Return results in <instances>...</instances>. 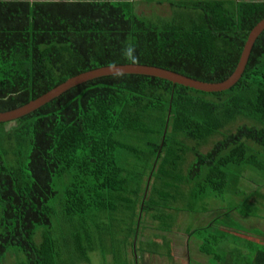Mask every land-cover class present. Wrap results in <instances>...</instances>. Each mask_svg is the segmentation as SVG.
I'll use <instances>...</instances> for the list:
<instances>
[{"label": "trees", "instance_id": "trees-1", "mask_svg": "<svg viewBox=\"0 0 264 264\" xmlns=\"http://www.w3.org/2000/svg\"><path fill=\"white\" fill-rule=\"evenodd\" d=\"M173 7L172 18L154 22L126 1H0V113L81 73L130 64L122 56L126 43L135 45L137 65L222 82L264 18V2ZM12 123L0 124V262L15 249L25 258L16 264H59L50 233L40 244L34 235L39 227H52L49 203L61 194L72 231L75 217L84 216L88 244L93 240L86 221L98 232L93 249L109 252L116 264H139L134 244L143 219L161 222L162 229H155L166 231L169 206L181 203L193 212L194 201L227 192L230 177L239 182L247 169L264 175V31L241 79L225 92L204 93L150 76H107ZM121 231L122 243L116 241ZM120 245L130 247V263L120 261ZM212 246L206 240L201 247L213 257L211 264H264V250L248 249L244 241L216 253Z\"/></svg>", "mask_w": 264, "mask_h": 264}, {"label": "rangeland", "instance_id": "rangeland-1", "mask_svg": "<svg viewBox=\"0 0 264 264\" xmlns=\"http://www.w3.org/2000/svg\"><path fill=\"white\" fill-rule=\"evenodd\" d=\"M145 14L149 15L150 12H145ZM162 14L164 15L165 13L163 12ZM158 19H164L165 21L168 20L167 18H159L157 14H153V16L149 18V20H152L154 22H156ZM241 123L242 122H239V124ZM11 125H13V123H9L8 127ZM230 129L234 130L235 126H231ZM216 139H218V137L213 139V141ZM210 146L211 145L202 148V151L206 152L210 148ZM194 185L195 184H193L192 186ZM53 187L54 189H56L58 193L62 192L63 187L60 185L57 179L54 180ZM184 189L186 190V188ZM62 197L63 195L59 194L57 195L56 198L50 200L49 204L51 205V207L54 209L55 212L52 218V227L49 229L47 227H39L34 235L35 243L40 244L43 241L44 233L49 232L51 237L57 243L56 246L60 253L59 264H116V260H114L109 255L110 254L109 252L106 251L104 252V254L102 252H99L98 251L99 246L93 249L94 244L98 245L97 243L98 232L92 229L91 226H93V224L91 223V221L88 220L86 221V223L91 228V230L88 231L89 233L88 235H91L90 239L93 240V245L91 243L90 244L87 243L85 230L83 227H81V222L82 220L84 221V216L80 217L82 219H80L79 217H75L76 224L74 225L75 227L72 231V229L69 227V224L66 223V220L64 219L65 216L63 214V208L61 204L63 199ZM177 205L184 206L181 203L180 204L177 203ZM177 205L169 206V207H171L172 209ZM193 205L197 206L196 209H200V207L206 205H208L207 208H209V206L211 208V205L217 206L218 208H221L220 209L221 212L219 213L224 215L221 217L218 216L220 214H218L217 211L211 212L212 216L215 217V215H217V217H219L218 221L219 224L222 225V227L219 225H217L216 228H212V229L211 227H209L204 231L200 230V232L202 233L189 236L191 238V242L189 244V251H188L190 264H199L198 261L202 263H206V257L200 255L198 256V252H197V246H198L197 241H199V239L204 238L205 236H208L207 237L208 241H210L213 245H215L212 246L214 253H216L215 251L222 249L223 247L233 248L234 246H239L243 243V241L246 244V247H248V249L264 250V175H262L261 173L247 169L245 173H243V177L240 179L239 182H236L233 177L229 178L227 192H224V194L221 197H217V198L207 197L202 202L194 201ZM197 213L201 214L198 211ZM188 214L190 213H186V219L188 221L187 224H189L188 229L191 230L193 229V226L195 225V221L197 220L195 218L193 219L192 215L190 216ZM225 214L227 215L225 216ZM199 216H207V215H199ZM144 220L145 219H143V224L146 225L147 223H149V221L147 222L148 219H146L145 222ZM153 225L156 228L158 227L157 229L159 228L162 229L161 222L159 221L154 222ZM152 230L154 231L155 229L153 228ZM140 231H142V228ZM74 232L78 233L80 236L82 247L85 248L84 257L87 260L82 258L83 255L75 244V239L72 236V233ZM153 233L157 235L159 232L158 233L153 232ZM116 234H117L116 241L122 243L121 241L126 237V231L116 232ZM145 234L141 235L142 236L141 239L144 238L149 240V236ZM108 238L106 239V244L110 246V241H108ZM101 239L102 238L100 237V240ZM134 242H136V239ZM154 244L157 245L156 243L153 242L151 245L144 246L143 250L148 249L153 254ZM120 246H121L119 247L120 261L124 262V259H126L130 263L132 260L131 259L132 255L128 251L130 247L128 246L127 250H125L124 245H120ZM122 246L123 249H121ZM134 246L137 247V255H138L137 261L139 264H182L183 263V260L181 263L179 258L180 257L183 258L184 251L182 253V251L177 252V250L173 249L172 252L171 248L168 245L166 246L157 245V247L155 248V253L157 256L146 253L143 255L141 250L142 248L140 247V243H138L137 245L134 244ZM90 249H93V252H91ZM162 250H164L165 253H169V255L173 253L175 255V258L172 260L167 259V257L164 256L163 253L160 254ZM18 260L24 261L25 260L24 255L15 249H10L9 252L6 254V257L0 262V264H16ZM186 261L187 260L184 261V264H186Z\"/></svg>", "mask_w": 264, "mask_h": 264}, {"label": "crops", "instance_id": "crops-1", "mask_svg": "<svg viewBox=\"0 0 264 264\" xmlns=\"http://www.w3.org/2000/svg\"><path fill=\"white\" fill-rule=\"evenodd\" d=\"M0 1H30V2H34V1H83V0H0ZM87 1H110V2H118V1H126V2H132L134 4V8L136 13L143 18H151V16H153V14H157V16L159 18H172L173 17V13L175 11H177V8L173 7V4H183V3H187V2H194V1H207V0H87ZM209 1V0H208ZM223 1H231V0H223ZM235 2H253V3H262L264 2V0H234ZM145 12H150L149 15H146ZM165 13L164 15L162 13ZM208 205L200 207V209H196L193 212L190 211H186L187 209L185 208V206H175L174 209H168L165 211L166 216H165V221H169V222H165L166 226L168 227V229L166 231H159L157 229H155L154 225H153V221L150 219V217H148L147 222L149 221V223H147L146 225L144 224V229L139 233L137 240L139 241V243H141V245H151L153 242L156 243L157 245H161V246H166L168 245L171 248V251L173 252L174 250H177V252L184 251V256L183 258L180 257L179 260L184 264V261H186V264H190L189 260V256H188V251H189V244L191 242V238L189 236H193L195 234H199L202 233L200 232V230L204 231L206 229H208L209 227L212 228H216L217 225L221 226V224H219L217 215L212 216L213 211H217L218 214H220L219 212H221V208H218L217 206H213L211 205V208L209 206V208H207ZM200 212L201 214L197 213ZM186 213H190L188 215H192V218L196 219L197 221H195V227L193 226V229L189 230V224H187V219H186ZM228 214V213H227ZM225 214V216L227 215ZM199 215H207V216H199ZM211 215V217H210ZM224 214H220L218 216H223ZM117 219H121L122 217L116 215L115 216ZM127 218V217H126ZM116 219V220H117ZM192 219V220H193ZM116 220L114 221V224L116 223ZM119 220H118V224H119ZM128 221L126 222H130L129 218H127ZM178 220V221H177ZM121 221V220H120ZM200 221V222H199ZM198 222V223H197ZM202 226V227H201ZM155 229L154 231L152 229ZM202 228V229H200ZM147 231V232H146ZM156 232L158 233L157 235H155ZM146 233V234H145ZM149 233V234H147ZM148 235L149 236V240L147 239H141V235ZM260 234V233H259ZM261 235V234H260ZM157 236V237H155ZM147 237V236H144ZM208 236H205L202 239H199V241H197V252H198V256H203L206 257V263H202L200 261L199 264H211V260H212V256L211 255H206L204 253L201 252V247L203 245L204 242H206ZM156 238V239H155ZM214 240V239H213ZM157 245L154 244V253L152 254V252L150 250H146V254H150V255H156L155 253V248L157 247ZM223 248H227V247H223ZM229 248V247H228ZM244 252V251H243ZM144 253V254H145ZM163 253L164 256L167 257V259H174L175 255L173 253H171L170 255L168 253H165L164 250H162L160 252V254ZM143 254V255H144ZM185 258V260H184ZM178 259V258H177ZM200 260V259H198Z\"/></svg>", "mask_w": 264, "mask_h": 264}, {"label": "water", "instance_id": "water-1", "mask_svg": "<svg viewBox=\"0 0 264 264\" xmlns=\"http://www.w3.org/2000/svg\"><path fill=\"white\" fill-rule=\"evenodd\" d=\"M264 31V18L259 21L255 27L250 31L247 40L244 44L239 62L234 70V72L228 77L226 80L219 83H207L199 80H195L179 73H175L166 69L147 66V65H115V66H107L101 67L98 69L90 70L84 73H81L77 76H74L64 83L58 85L52 90L48 91L44 95L39 98L29 102L28 104L19 107L17 109L2 112L0 113V124L1 123H12L49 103L51 100L59 97L66 91L70 90L73 87H76L85 82L101 78L107 76H114L113 73L119 72L122 75H142V76H150L159 78L162 80H166L173 84L181 85L184 87H188L194 89L196 91L204 92V93H220L225 92L231 89L237 82L241 79L246 65L248 63L253 45L257 38Z\"/></svg>", "mask_w": 264, "mask_h": 264}, {"label": "clouds", "instance_id": "clouds-1", "mask_svg": "<svg viewBox=\"0 0 264 264\" xmlns=\"http://www.w3.org/2000/svg\"><path fill=\"white\" fill-rule=\"evenodd\" d=\"M122 56L123 58L128 61L130 64L135 65L139 63V56L136 54L135 45L132 43H126L122 49ZM113 75L119 78L122 73L116 72Z\"/></svg>", "mask_w": 264, "mask_h": 264}]
</instances>
